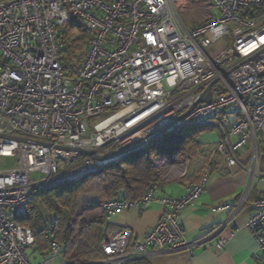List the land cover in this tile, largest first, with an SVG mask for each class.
<instances>
[{
	"label": "built area",
	"instance_id": "built-area-1",
	"mask_svg": "<svg viewBox=\"0 0 264 264\" xmlns=\"http://www.w3.org/2000/svg\"><path fill=\"white\" fill-rule=\"evenodd\" d=\"M207 1L210 17L195 27L181 18L176 0L0 1V264H70L57 240L38 261L27 254L35 237L18 221L32 197L192 127L219 132L214 144L185 160L182 176L197 173L199 180L181 197L157 195L158 182L138 199L120 188L118 198L103 203L109 226L105 258L96 263L223 249L222 231L250 205L249 227L264 264V196H253L264 180V0ZM73 18L89 38L70 74L61 35ZM226 35L229 46L211 56L208 49ZM215 79L211 102L193 107ZM136 143L141 146L118 154ZM234 167L250 176L242 196L213 207L231 211L229 221L188 240L180 213L200 199L214 168ZM153 203L162 204L164 214L142 241L129 227L110 225L118 212Z\"/></svg>",
	"mask_w": 264,
	"mask_h": 264
},
{
	"label": "trees",
	"instance_id": "trees-1",
	"mask_svg": "<svg viewBox=\"0 0 264 264\" xmlns=\"http://www.w3.org/2000/svg\"><path fill=\"white\" fill-rule=\"evenodd\" d=\"M2 1V0H0ZM196 1L176 0L178 8H188ZM198 24L192 22L191 27ZM89 35L78 18H73L62 31L61 47L66 70L73 74L74 60L80 62L83 45ZM212 128L192 127L184 134L151 143L139 154L113 163L76 182L54 189H46L28 202L19 223L30 227L35 237L33 248L47 255L50 243L62 245L63 258L70 264H93L105 258L102 240L109 222L103 209L105 201L118 198L124 188L132 199L142 197L155 182H160L163 168L169 162L183 161L187 154L201 147L199 137ZM189 156V155H188ZM93 184L95 199L81 197ZM128 264H147V260H134Z\"/></svg>",
	"mask_w": 264,
	"mask_h": 264
},
{
	"label": "crops",
	"instance_id": "crops-1",
	"mask_svg": "<svg viewBox=\"0 0 264 264\" xmlns=\"http://www.w3.org/2000/svg\"><path fill=\"white\" fill-rule=\"evenodd\" d=\"M219 138L216 129H210L199 137L201 147L194 150L198 153L203 146L214 144ZM241 157L247 160V154L241 152ZM259 169L264 173V137L259 141ZM250 179L249 174L238 167L228 172L213 169L207 186L195 205L187 207L179 215L188 240L201 238L214 227L229 221L232 212L229 210L213 211V207L222 202H237L242 196ZM199 180L197 173L187 177L165 178L160 183L157 195L171 197L183 196L188 188ZM254 197L264 196V180L257 182ZM252 207L246 206L224 228L221 238L225 239L223 249L201 247L195 249L192 255L186 252H169L152 256L147 264H259L258 250L253 233L249 227ZM164 214L160 203H153L143 210L128 209L115 214L110 225L124 226L132 229L134 238L142 241L145 232L152 229Z\"/></svg>",
	"mask_w": 264,
	"mask_h": 264
},
{
	"label": "rangeland",
	"instance_id": "rangeland-1",
	"mask_svg": "<svg viewBox=\"0 0 264 264\" xmlns=\"http://www.w3.org/2000/svg\"><path fill=\"white\" fill-rule=\"evenodd\" d=\"M179 14L181 18L184 20L187 26L191 27L192 22H196V24H201L205 22L210 17V6L207 0H201L191 3L188 8H178ZM86 44L83 45L82 52L77 53L79 56H81V53H84L86 50ZM230 44V37L228 35L222 37L219 39L210 49H208V53L213 56L223 50H225ZM83 55V54H82ZM81 61V59H80ZM72 65H74L76 68L79 65V61L74 60L72 62ZM220 84L218 83L217 86ZM189 156H195L196 153H189L186 155V157L183 159V161H176V164H170L169 162L165 165L163 168V174L161 179L165 178H171V177H187L182 176V170L185 167V160ZM160 184V182H158ZM89 190L83 194L81 197H85L87 200L95 199V191H91V189H95L94 185L91 184L88 188ZM27 254L32 257L34 261H38L41 259V255L38 251L35 250V248L30 247L26 250ZM58 264V263H57Z\"/></svg>",
	"mask_w": 264,
	"mask_h": 264
},
{
	"label": "water",
	"instance_id": "water-1",
	"mask_svg": "<svg viewBox=\"0 0 264 264\" xmlns=\"http://www.w3.org/2000/svg\"><path fill=\"white\" fill-rule=\"evenodd\" d=\"M219 81V79H215L207 88L206 90L204 91V93L198 98V100L195 102V104L193 105V107H195L196 105L202 103V102H205V103H209L211 102L212 100V87ZM192 107V108H193ZM166 128L162 129L158 134L157 136L153 139V140H156V139H159L161 133H163L165 131ZM23 140H26V139H23ZM141 144L140 143H136L134 145H131L130 147L126 148V149H123L121 151L118 152V154H125L126 152H129L131 150H134L138 147H140ZM86 154H90L88 151H84ZM93 264H98V263H93Z\"/></svg>",
	"mask_w": 264,
	"mask_h": 264
}]
</instances>
